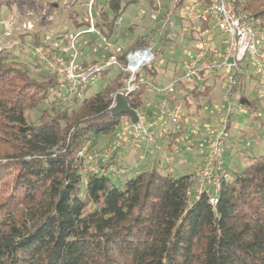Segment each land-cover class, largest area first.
Masks as SVG:
<instances>
[{
  "label": "trees",
  "instance_id": "1",
  "mask_svg": "<svg viewBox=\"0 0 264 264\" xmlns=\"http://www.w3.org/2000/svg\"><path fill=\"white\" fill-rule=\"evenodd\" d=\"M80 2L67 4L68 28L74 32L58 28L49 38L50 28L39 27L29 33L28 40L22 35L11 48L0 49V264H264V153L253 156L240 171L232 173L226 167L232 179L222 184L214 207L204 196L188 202L187 191L193 188L189 174L174 176L153 166L135 172L118 187L111 182V173L83 171L84 144L89 141L88 148H93L97 137L111 134L113 140L123 117L131 123L128 114H111V95L123 86L122 73L115 66L106 67L98 75L103 82L100 89L82 100L73 96L61 105L51 94L57 76L44 72L32 56L29 63L16 53L25 46L57 52L59 47H52L49 39L68 45L78 33L85 37L87 52L96 55L106 46L90 47L96 40L93 36L110 40L118 18L141 0H94L95 32H83L89 27L88 1L77 9ZM147 2L157 8L156 0ZM185 2L160 1L152 20L161 38L158 52L167 41H194L190 29L183 30ZM232 2L256 25L264 26V0ZM47 7L49 11L57 8L51 2ZM46 18L47 14L42 15L38 26ZM150 44L138 37L124 49L102 53L100 60L115 54L122 63L127 51ZM187 48L191 50L192 45ZM98 59L80 60L78 67L87 68ZM160 68V63L152 61L136 72V88L125 97L130 108H142L145 94L156 93L149 83L157 85L153 77ZM110 71L115 75L107 78ZM180 74L174 71L170 76ZM206 80L185 95L207 96L212 87ZM39 105L40 115L29 121L26 112ZM242 105L256 108L245 99ZM178 134V130L170 133L173 139ZM116 168L122 170L119 165Z\"/></svg>",
  "mask_w": 264,
  "mask_h": 264
},
{
  "label": "built area",
  "instance_id": "2",
  "mask_svg": "<svg viewBox=\"0 0 264 264\" xmlns=\"http://www.w3.org/2000/svg\"><path fill=\"white\" fill-rule=\"evenodd\" d=\"M93 1L88 0L86 3L89 27L83 32L96 31L92 13ZM159 1L156 0L157 12L160 7ZM181 16L186 22L184 28L190 29L194 36V44L188 51L182 74L176 75L164 86L149 83L152 91L161 96L155 105L154 113L136 111L137 122L127 124L102 149H89L87 141L82 148L83 171L120 174L122 170L109 162L120 154L126 144L143 145L147 151L156 142L155 128L165 121L177 122L174 108L169 102L175 83L184 82L183 84L190 89L206 78L212 79L220 82L223 87V106L216 115L214 125L203 135L206 150L199 166L190 175L193 188L187 191V195L190 198L188 202L204 196L214 207L222 184L232 179L231 173L224 165V155L232 147L230 129L231 116L235 109V89L239 87L242 76L249 67L264 77V26L256 25L250 15L237 10L232 0H186L181 7ZM74 38L72 37L70 41L69 49H74ZM65 49L63 48V52H51L48 47L34 46L30 52L44 72L57 76V85L51 94L61 105L68 104L73 96L81 97L103 69L115 66L122 73L123 86L111 95L112 108L116 94L120 93L126 97L132 92L136 88V72L154 59L152 48L146 46L127 51L122 63L117 60L115 54H112L105 64H93L79 69L78 63L76 64L77 52L74 51L67 56L68 51ZM119 50L120 48H117L115 52ZM79 153L81 154V151Z\"/></svg>",
  "mask_w": 264,
  "mask_h": 264
},
{
  "label": "rangeland",
  "instance_id": "3",
  "mask_svg": "<svg viewBox=\"0 0 264 264\" xmlns=\"http://www.w3.org/2000/svg\"><path fill=\"white\" fill-rule=\"evenodd\" d=\"M80 1L82 3L80 2V4H77V9H80L82 5L84 7V0ZM48 2L54 3L57 8L54 11H49L47 7ZM71 2H75V0H0V49L3 47L11 48L12 45L18 43L19 37H22V35L24 39L28 40L30 37L29 33L37 30L39 27L40 29H43V27L50 28L49 31H46L49 38L53 37V32L59 31L58 28L60 31L69 29L70 33L74 32V29L71 28L70 30V28H68L69 20L67 19L69 11L67 4L69 5ZM151 6L147 0H141L140 5L128 6L125 12L118 18L116 22V31L112 34L110 40L102 36L98 37L97 34L94 35L93 38L96 40L90 44V47L95 45L106 46L103 52L96 53V55L87 52L89 46H87V42L84 39L85 37L78 33H75L77 35H74L75 38L72 36L74 38V49H69L68 47L70 44L67 45L61 39L57 40L58 43L51 39H49V41H53L51 42L52 47H59L60 51L57 52H63V48H66L65 50L68 51L66 53L67 56L76 51V64L79 63L80 60H85L86 62L92 61L95 56L99 58V63L95 65H99L105 64L107 60V58H102L100 60V57L103 56L102 53H106L107 50L114 53L117 48L121 47L120 49H124L126 43L138 37L143 38L151 43L150 47L154 53L153 63H160L161 65L160 73L156 77H153L154 82L157 83V86L167 85L173 80L170 75H172L174 71L177 73L183 71L184 62L189 51L187 47L190 46V44L193 45L194 41L185 39L182 42L176 41L175 44H173L174 42L171 43L167 41L168 43L162 48L163 50L158 52L157 50L161 45V38L157 28H155V21H152L154 17L156 18L157 8L155 9V7ZM46 14L47 18L42 22L44 24L38 26L42 15ZM46 21L47 23H45ZM164 23L165 22L162 24L163 27L167 24L165 23L164 26ZM25 26H30V28H26ZM128 26H130L131 29L126 31V27ZM52 28L55 30L53 31ZM183 30L187 33L185 28H183ZM178 31L184 33L181 30ZM81 44L84 45V51L82 52L79 50ZM31 49L32 47L25 46L23 51H16L20 60L30 63L31 59L29 56H31ZM28 66L32 70L33 66ZM113 75H115L114 71H110L107 74V78ZM254 76L255 77L251 80H248V78L244 76L245 81L235 93V109L231 116L232 126L230 129L232 147L224 155V165L230 169L232 173L240 171L247 166L252 161L253 156L257 157L264 153V77H261L255 70ZM107 78L104 80L107 81ZM183 83L184 82L181 81L176 82L174 85V92L170 95V99H173L176 104L174 107L177 119V123H174V126L176 124V128L173 129V126L170 127V123L165 126V123H167L166 121L160 124L157 129L155 128L156 135H159L157 137L156 146H154V149H156L154 152L156 154L151 151L150 153H146L145 146L139 144L134 145L131 149H124L121 159L118 162L119 167L122 168V172L120 174L109 175L114 185L122 187L125 180L131 178L135 174L134 170L137 169V166H139L140 170L142 166H147L146 168L154 166L159 172H170L174 176L188 175L191 170L199 166L202 155L206 150V144L203 141L195 140V137L196 135H201L202 138L204 133L214 125L217 115L216 111H219L223 106V87L220 82L208 79L205 81V84L211 85L212 89L210 93L207 96H197L193 98L189 95H185L186 91L182 87ZM102 84V79L97 76L95 82L90 84L87 90L81 95L80 100L96 92L101 88ZM241 99L249 100L256 108L252 109V105L240 104L239 101ZM186 101L187 104H184ZM41 106L42 105H39L26 112L29 121H36L37 117L40 115ZM138 110H141V112L145 111L143 107ZM138 110L135 111L139 112ZM163 125L164 129L162 131L160 127ZM125 126H127L126 117H123L121 124L115 130V135L120 133ZM179 129L182 130L179 137L175 139L169 137L170 133ZM128 130L130 131V128H128ZM112 137L113 134L97 137L96 141H94L95 146L90 149H102L111 142ZM165 137L166 139H162ZM161 147H164L165 150H161ZM141 155L146 158L143 159ZM149 157H151L152 160L147 163V158ZM143 168L144 167H142V169ZM191 173L189 175H191Z\"/></svg>",
  "mask_w": 264,
  "mask_h": 264
},
{
  "label": "crops",
  "instance_id": "4",
  "mask_svg": "<svg viewBox=\"0 0 264 264\" xmlns=\"http://www.w3.org/2000/svg\"><path fill=\"white\" fill-rule=\"evenodd\" d=\"M244 76H245V78H248V80H251V79H253L255 76H254V70L251 68V67H249V68H247V70H246V72L244 73V75L242 76V79H241V83H240V86H239V88L242 86V84H243V82L245 81L244 79ZM182 87H183V89L186 91L185 93H187V87H186V85H184V84H182ZM161 98V96L159 95V94H156V93H153V92H150V91H148L146 94H145V96H144V103H143V108H144V110L148 113V114H151V113H154L155 112V105L158 103V101H159V99ZM170 104H171V107H175V102H174V100L173 99H170ZM167 123H165V126L168 124V123H170L169 124V126L170 127H172L173 129H175L176 128V124H175V126H174V123L173 122H170V121H166ZM177 123V122H176ZM231 126H232V124H231ZM161 128V130L163 131V129H164V125L162 126V127H160ZM162 131H161V133H162ZM177 131V130H176ZM179 131V134H178V136L177 137H179V135H180V133L182 132V130L181 129H179L178 130ZM160 133V132H159ZM167 134V133H166ZM169 134V133H168ZM159 136V135H158ZM157 136V137H158ZM169 137H172L170 134H169ZM176 137V138H177ZM162 139H166V137L165 138H162ZM161 139V140H162ZM195 140H199V141H202V139H201V135H196V137H195ZM156 142H157V140H156ZM156 142L153 144V146L150 148L151 150H147L146 151V153H150V151L151 152H154V151H156V149H154V146H156ZM134 146V144L133 143H128V144H126L124 147H123V149H122V151L120 152V154L116 157V158H114L113 160H112V164H114L116 167L118 166V162L120 161V159H121V155H122V153H123V151H124V149H131L132 147ZM170 149V148H169ZM161 150H165V148L164 147H161ZM155 153V152H154ZM156 154V153H155ZM142 156V155H141ZM143 157V156H142ZM144 158H146V157H143V159ZM162 159V158H161ZM147 163L149 162V161H151L152 160V158L151 157H149V158H147ZM148 165V164H147ZM142 167H144V168H146L147 166H142ZM142 167H141V169H142ZM137 169L136 170H134L135 172H139L140 171V168H139V166H137L136 167ZM143 168V169H144ZM193 170H191L190 172H189V174L192 172Z\"/></svg>",
  "mask_w": 264,
  "mask_h": 264
},
{
  "label": "water",
  "instance_id": "5",
  "mask_svg": "<svg viewBox=\"0 0 264 264\" xmlns=\"http://www.w3.org/2000/svg\"><path fill=\"white\" fill-rule=\"evenodd\" d=\"M240 104H243V99L240 100ZM111 114L113 116L128 114L132 123H136L138 119L136 111L129 107L125 97L119 93L116 95L115 105L111 108Z\"/></svg>",
  "mask_w": 264,
  "mask_h": 264
}]
</instances>
